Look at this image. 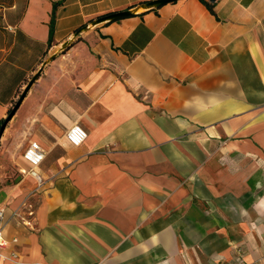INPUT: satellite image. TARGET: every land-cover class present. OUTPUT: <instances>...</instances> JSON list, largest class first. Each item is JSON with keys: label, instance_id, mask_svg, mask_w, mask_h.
Segmentation results:
<instances>
[{"label": "crops", "instance_id": "obj_1", "mask_svg": "<svg viewBox=\"0 0 264 264\" xmlns=\"http://www.w3.org/2000/svg\"><path fill=\"white\" fill-rule=\"evenodd\" d=\"M146 1L0 0V264H264V0Z\"/></svg>", "mask_w": 264, "mask_h": 264}, {"label": "built area", "instance_id": "obj_2", "mask_svg": "<svg viewBox=\"0 0 264 264\" xmlns=\"http://www.w3.org/2000/svg\"><path fill=\"white\" fill-rule=\"evenodd\" d=\"M87 130L79 123L72 124L65 132V137L68 140L69 143L72 145H80L82 144L85 139L87 138ZM23 159L28 163V168L25 170L23 169V172L31 175L34 177L39 184H41L44 180L40 167L45 159L46 156V150L45 148L39 143L37 140H30L25 147L23 151ZM27 210L28 215H33L34 209L32 207H29ZM0 263L2 260L5 259V255L2 252V249L7 246L8 240L5 238L3 234V228L5 221V210L4 208H0ZM15 240V239H14ZM12 254H15L13 252Z\"/></svg>", "mask_w": 264, "mask_h": 264}, {"label": "water", "instance_id": "obj_3", "mask_svg": "<svg viewBox=\"0 0 264 264\" xmlns=\"http://www.w3.org/2000/svg\"><path fill=\"white\" fill-rule=\"evenodd\" d=\"M170 1H174V0H148L146 2L141 3L138 7H133V8H127L124 10H120V11H116V12H112L109 14H106L104 16H100L94 20H92L90 22L91 25H96L99 24L103 21H107V20H115V19H119L125 16H129L132 15L138 11H145V10H150L153 8H157L160 7L161 5L170 2ZM213 1V0H211ZM88 24L83 25L81 28H79V30H77V32H75V34L73 36H76L78 34V32L85 30L87 28ZM70 43V39L63 42L61 44V48L60 50L64 49L68 44ZM53 58V55H52ZM46 64V62H44L42 64V66L36 71V73L31 77V79L29 80V82L27 83V85L25 86L22 94L20 95L18 101L16 102L15 106L10 110L8 116L5 118L4 122L2 123V125L0 126V141H1V137L3 135V132L5 130L6 124L7 122L12 118V116L14 115L16 109L18 108V106L20 105L22 99L24 98V96L26 95V93L28 92V90L30 89L31 85L33 84V82L38 78V76L41 73V70L43 68V66Z\"/></svg>", "mask_w": 264, "mask_h": 264}, {"label": "rangeland", "instance_id": "obj_4", "mask_svg": "<svg viewBox=\"0 0 264 264\" xmlns=\"http://www.w3.org/2000/svg\"><path fill=\"white\" fill-rule=\"evenodd\" d=\"M8 114L9 113H7V115L4 118L0 119V126L2 125V123L4 122V120L8 116ZM11 119L7 122L4 133L7 132V127H9V123H10ZM2 140H3V138L1 137L0 146L2 144ZM10 165H11L10 167L9 166L3 167L0 164V183L3 182V178L5 179L4 182H6L7 184L16 183L17 181L22 179L23 176L20 175V173H19L18 164L16 162L15 163L13 162ZM25 205H28V204L26 203ZM24 209H27V207Z\"/></svg>", "mask_w": 264, "mask_h": 264}, {"label": "trees", "instance_id": "obj_5", "mask_svg": "<svg viewBox=\"0 0 264 264\" xmlns=\"http://www.w3.org/2000/svg\"><path fill=\"white\" fill-rule=\"evenodd\" d=\"M200 1L205 3L209 7V9L211 11H213L211 3H209L206 0H200ZM55 20H56V5H54V7H53V10L51 13V19H50V23H49V43L52 42L53 32H54V28H55ZM81 27L82 26H80L79 28H81Z\"/></svg>", "mask_w": 264, "mask_h": 264}]
</instances>
